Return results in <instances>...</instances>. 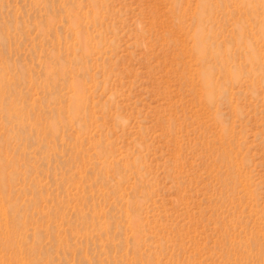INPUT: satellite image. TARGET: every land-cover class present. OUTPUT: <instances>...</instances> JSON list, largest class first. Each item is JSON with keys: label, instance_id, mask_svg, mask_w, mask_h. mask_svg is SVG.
Instances as JSON below:
<instances>
[{"label": "rangeland", "instance_id": "obj_1", "mask_svg": "<svg viewBox=\"0 0 264 264\" xmlns=\"http://www.w3.org/2000/svg\"><path fill=\"white\" fill-rule=\"evenodd\" d=\"M0 264H264V0H0Z\"/></svg>", "mask_w": 264, "mask_h": 264}]
</instances>
